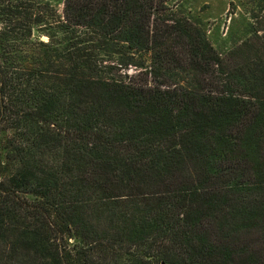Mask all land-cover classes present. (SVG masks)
Segmentation results:
<instances>
[{"label":"trees","instance_id":"16d2710c","mask_svg":"<svg viewBox=\"0 0 264 264\" xmlns=\"http://www.w3.org/2000/svg\"><path fill=\"white\" fill-rule=\"evenodd\" d=\"M183 2L0 0V264H264V27Z\"/></svg>","mask_w":264,"mask_h":264},{"label":"rangeland","instance_id":"374dc122","mask_svg":"<svg viewBox=\"0 0 264 264\" xmlns=\"http://www.w3.org/2000/svg\"><path fill=\"white\" fill-rule=\"evenodd\" d=\"M254 1L184 0L183 10L201 22L215 46L223 52L246 36L252 22L256 26L264 27V13L259 23L251 17V11L256 5ZM262 32L264 33V30Z\"/></svg>","mask_w":264,"mask_h":264}]
</instances>
